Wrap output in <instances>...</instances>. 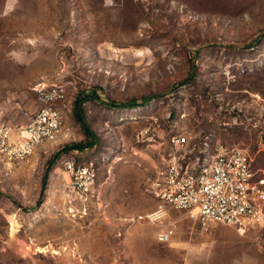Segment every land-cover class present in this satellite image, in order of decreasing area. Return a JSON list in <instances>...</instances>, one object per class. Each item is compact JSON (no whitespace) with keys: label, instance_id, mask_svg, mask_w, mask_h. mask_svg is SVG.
I'll return each instance as SVG.
<instances>
[{"label":"rangeland","instance_id":"1","mask_svg":"<svg viewBox=\"0 0 264 264\" xmlns=\"http://www.w3.org/2000/svg\"><path fill=\"white\" fill-rule=\"evenodd\" d=\"M0 113L26 125L34 88L63 83L58 138L19 164L0 158V264H264V230L154 211L161 143L214 134L264 177V0H0ZM88 96V97H87ZM87 99H84V98ZM95 134V146L64 153ZM152 137V138H151ZM94 162L86 210L65 203L64 164ZM174 226L163 244L157 233Z\"/></svg>","mask_w":264,"mask_h":264},{"label":"built area","instance_id":"2","mask_svg":"<svg viewBox=\"0 0 264 264\" xmlns=\"http://www.w3.org/2000/svg\"><path fill=\"white\" fill-rule=\"evenodd\" d=\"M37 110L26 125H10L0 115V158L8 163L28 161L40 147L54 142L69 109L65 84L34 88ZM152 138V137H151ZM161 155L152 184L157 208L140 215L137 221L161 224L169 212L184 213L204 231L214 224L239 232L264 230V177L257 176L253 160L238 146L221 143L214 134L177 132L161 143ZM65 203L73 213L86 210L88 195L98 176L94 162L64 164ZM176 235L174 226H165L157 240L166 244Z\"/></svg>","mask_w":264,"mask_h":264},{"label":"trees","instance_id":"3","mask_svg":"<svg viewBox=\"0 0 264 264\" xmlns=\"http://www.w3.org/2000/svg\"><path fill=\"white\" fill-rule=\"evenodd\" d=\"M84 99H87V98L85 97ZM84 99L78 100V105H77L78 110H76L77 111L76 117H77L78 121L80 122V124L82 125V128H83V130L87 136V141L85 143L72 144V145L65 147L63 149L64 153H69L71 151H77V152L78 151H84L86 149H90V148L95 146V140H96L95 134L89 130L87 124H85V122L82 118L81 105H82Z\"/></svg>","mask_w":264,"mask_h":264},{"label":"crops","instance_id":"4","mask_svg":"<svg viewBox=\"0 0 264 264\" xmlns=\"http://www.w3.org/2000/svg\"><path fill=\"white\" fill-rule=\"evenodd\" d=\"M9 6H2V8H1V10H0V12H2V13H5V12H8L9 10ZM0 115L2 116V114L0 113ZM33 116V115H32ZM31 116V117H32ZM31 119V118H30ZM5 121V120H4ZM5 122H7V121H5ZM8 124H10L9 122H7ZM11 125V124H10Z\"/></svg>","mask_w":264,"mask_h":264}]
</instances>
